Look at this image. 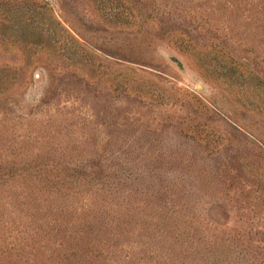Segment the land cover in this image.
Wrapping results in <instances>:
<instances>
[{"label":"rangeland","instance_id":"374dc122","mask_svg":"<svg viewBox=\"0 0 264 264\" xmlns=\"http://www.w3.org/2000/svg\"><path fill=\"white\" fill-rule=\"evenodd\" d=\"M0 264H264V0H0Z\"/></svg>","mask_w":264,"mask_h":264}]
</instances>
